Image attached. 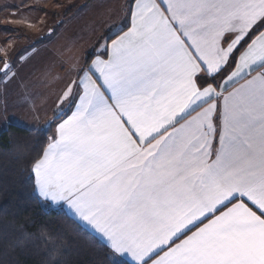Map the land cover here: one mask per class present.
<instances>
[{
	"label": "snow or ice",
	"instance_id": "snow-or-ice-1",
	"mask_svg": "<svg viewBox=\"0 0 264 264\" xmlns=\"http://www.w3.org/2000/svg\"><path fill=\"white\" fill-rule=\"evenodd\" d=\"M129 15L63 93L82 89L35 192L110 264H264V0H133Z\"/></svg>",
	"mask_w": 264,
	"mask_h": 264
},
{
	"label": "crops",
	"instance_id": "crops-1",
	"mask_svg": "<svg viewBox=\"0 0 264 264\" xmlns=\"http://www.w3.org/2000/svg\"><path fill=\"white\" fill-rule=\"evenodd\" d=\"M50 1L51 0H0V16L4 15L7 16V18H19L16 23L28 26V29L24 27V36H34L36 38L33 45L25 47L27 53L24 55L23 63L26 65L24 66L26 70L23 75H20L16 80V82H21L20 86L16 88V82L14 84L15 92L20 97V105L23 107L25 113L18 117H13L11 115L14 102L10 95L3 101L0 107L7 112L9 124L19 125L30 130H47L50 133L49 138L56 132L55 125L66 118L67 115H70L71 112L75 110V104L78 103V99H74V97L77 96L78 92H82V89L78 88L76 85H73V96L69 97L68 100H63V93L66 91L69 84L74 81L78 84L79 77L77 69L85 67L87 64L91 63L97 55L103 52V44L113 30L110 19L108 23L97 26L94 21L91 22V24H68V22L65 23L63 19H55L54 16H56V14L59 15L60 12L59 9L51 12L49 8ZM94 1L95 0H84L83 4L73 7L78 8L73 15L78 13L81 7L83 9L86 8L85 14L89 13V9L91 8L94 13L95 7H91L94 5ZM55 2L57 4L59 2V5L63 7L62 4L64 0H57ZM55 2H51V4ZM156 2L160 3V0H156ZM132 5L133 0L130 8H128L127 5L125 6L124 3L118 8V11H128V23L123 27L125 31L127 27L130 26L129 13ZM161 7H164V5L161 4ZM49 13L52 16L51 22L47 20V24H43L39 21L35 23L37 18H42L43 15L46 17ZM54 20L56 22H54ZM70 24L72 25L71 29H67ZM75 27L78 29V34L74 33ZM115 30L119 31L120 29ZM97 32L100 33V38L96 41L95 37ZM17 37H20V35L17 34L16 38ZM112 38L115 37L113 36ZM48 46L50 47L48 48ZM47 48L50 53H48ZM43 50H45V53L42 54ZM10 52L12 53L14 50L11 49ZM21 55L22 51H19V56ZM14 56L18 61L17 55L15 54ZM9 62H13L11 56ZM232 70L233 69L229 67L226 69V72H222L218 75L216 77V83L224 87L222 80L226 78L227 73ZM97 83H100L99 79H97ZM240 83H243V81H240ZM228 91H231V88H228ZM62 100L63 103H61ZM193 115H195V113H193ZM48 120L53 123L46 125ZM39 198L46 205L65 211L79 225L105 244L100 235L89 225L81 221L64 202L55 203L50 200H44L41 197Z\"/></svg>",
	"mask_w": 264,
	"mask_h": 264
},
{
	"label": "trees",
	"instance_id": "trees-1",
	"mask_svg": "<svg viewBox=\"0 0 264 264\" xmlns=\"http://www.w3.org/2000/svg\"><path fill=\"white\" fill-rule=\"evenodd\" d=\"M49 135L15 124L0 133V264H110L104 243L34 190Z\"/></svg>",
	"mask_w": 264,
	"mask_h": 264
},
{
	"label": "rangeland",
	"instance_id": "rangeland-1",
	"mask_svg": "<svg viewBox=\"0 0 264 264\" xmlns=\"http://www.w3.org/2000/svg\"><path fill=\"white\" fill-rule=\"evenodd\" d=\"M57 0H51L49 2V8L51 9V12H54L59 9L60 14H56L55 19H63L65 23L68 22L71 24H91V22H95L96 26L97 25H103L105 23L109 22L110 19V24L113 25V28L115 26V29H120L123 28L127 25L128 23V11L123 10V11H118V8L120 6L124 5L128 6L130 8L132 0H95L94 5L91 7H95V12L93 13V9L91 7L90 12L85 14L86 8H79L78 13L73 15L75 11H77L78 8H73L75 6H79L80 4H83L84 0H64V3L62 4L63 7H61L55 2ZM51 2H55L52 3ZM70 3V4H69ZM60 7H59V6ZM74 11V12H72ZM72 12V13H71ZM72 17V18H69ZM69 18V19H67ZM67 19V20H66ZM19 18H7V16H0V49L6 48L8 50V59L10 61V56L11 59H14L13 63V68L12 72L9 73L8 77H4L2 73H0V106L3 103L4 100L8 98V95L11 96L13 99V107L11 110V115L14 117L21 116L25 113L23 107L20 105V97L16 94L14 84L18 77L23 75L24 71L26 68L24 66V55L27 53L25 50V47H29L33 45L35 42L36 38L34 36L32 37H27L24 36L25 34L24 27L28 29V26L24 24H18L16 23ZM52 21V16L49 13L46 17L43 15L42 18H37L35 20V23L37 21L42 22L43 24H47L48 22ZM23 21V20H22ZM54 22H56L54 20ZM34 23V22H32ZM63 23V24H65ZM69 25L67 29H71L72 25ZM65 26V25H64ZM63 27V26H62ZM60 28V27H56ZM97 29V28H96ZM35 30V29H34ZM75 34H78V29L75 27L74 30ZM17 34L20 35V37H17ZM99 32L96 33L95 40L97 41L99 37ZM52 42V41H51ZM50 46H48L49 48ZM47 48L48 53L49 49ZM14 50V52H10V50ZM46 50V49H45ZM45 50L42 51V54L45 53ZM19 51H22V55L19 56ZM17 55L18 61L16 60L14 55ZM0 55H3V53H0ZM49 55V54H47ZM0 68H3V64L0 63ZM14 73V75H13ZM20 81L16 82V88L20 86ZM49 124V120L47 121V124ZM8 122V117H7V112L3 108L0 107V133H2L4 130H6L9 126Z\"/></svg>",
	"mask_w": 264,
	"mask_h": 264
}]
</instances>
